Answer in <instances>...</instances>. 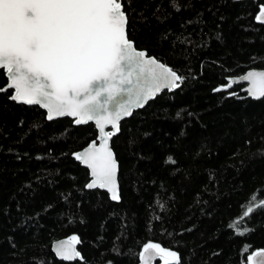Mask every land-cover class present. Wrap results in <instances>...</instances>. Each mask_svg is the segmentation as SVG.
I'll return each instance as SVG.
<instances>
[{
    "label": "trees",
    "instance_id": "trees-1",
    "mask_svg": "<svg viewBox=\"0 0 264 264\" xmlns=\"http://www.w3.org/2000/svg\"><path fill=\"white\" fill-rule=\"evenodd\" d=\"M261 4L126 3L129 38L182 81L113 138L119 203L87 191L88 172L72 158L96 139L92 124L48 122L0 91V264H138L149 242L176 251L181 264H247L264 250V207L240 219L264 198V99L225 87L264 69V25L254 18ZM237 220L244 235L229 227ZM73 236L81 260L59 261L52 243Z\"/></svg>",
    "mask_w": 264,
    "mask_h": 264
},
{
    "label": "snow or ice",
    "instance_id": "snow-or-ice-1",
    "mask_svg": "<svg viewBox=\"0 0 264 264\" xmlns=\"http://www.w3.org/2000/svg\"><path fill=\"white\" fill-rule=\"evenodd\" d=\"M126 3L130 0H0V69L8 79L0 91L11 89L12 101L46 109L50 121L73 117L76 125L94 122L99 143L74 155L90 169L86 187L107 189L113 200L120 198L118 162L109 141L120 131V120L182 81L129 38ZM254 18L264 25V4ZM240 80L249 82L252 98H264V70H250ZM238 82L230 80L225 87ZM109 125L112 130L106 131ZM254 207H264V198L250 202L240 219ZM238 226L239 220L229 225L244 235ZM76 243L73 236L55 244L54 251L64 261L76 260L81 257ZM157 256L164 264H181L176 251L158 243L145 244L139 254L142 264H152ZM247 264H264V250L249 254Z\"/></svg>",
    "mask_w": 264,
    "mask_h": 264
},
{
    "label": "water",
    "instance_id": "water-1",
    "mask_svg": "<svg viewBox=\"0 0 264 264\" xmlns=\"http://www.w3.org/2000/svg\"><path fill=\"white\" fill-rule=\"evenodd\" d=\"M258 23H259V22H258ZM259 24H261V23H259ZM261 25H262V24H261ZM151 57H153V56H151ZM158 61H159V60H158ZM0 70H3V71L5 72V77H6V79H7L6 70H4V69H0ZM262 70H264V69H262ZM249 71H250V70H249ZM247 72H248V71H247ZM247 72H246V73H247ZM246 73H245V74H246ZM245 74H243V75H241V76H239V77H236V78H232L231 80H239L238 83H233V84H235V85H243L244 87H243L242 92L245 93L246 96H247L249 99L253 100V101H259V100H261V99H264V98L254 99V98H252V97L248 94L247 89L250 87L249 82H248V81H244V80H240V78H241L242 76H244ZM7 83H8V79H7ZM178 83H180V81H179ZM179 86H180V85H179ZM6 87H7V85H6L4 88H6ZM178 88H179V87L174 88V89H171V90H169L168 88H164V89H162L159 93L156 94V96H155L153 99H150L147 103H145V105H144L142 108H135V109L133 110V112H132V115H133L135 112L144 109V108L147 106V104H148L149 102L154 101V100H155L159 95H161L162 93H164V92L172 93V92H175ZM7 91H11V92H12L11 89H8ZM1 92H6V91H1ZM10 100H11V99H10ZM11 101H12V100H11ZM12 102H14V103H16V104H19V105L28 106V107H38L39 109H41V110L45 113V117H46V120H47L48 122L55 121V120H59V119H65V118H67V119H69V120H71V121L73 122V126H75V127L86 126V125H88V124H92V125L94 126V128H95V130H96V134H97V135H96V139H95L94 141H96L97 143H99V131H98V129L95 127L94 122H89V123L86 124V125H76V124L74 123V118H73V117H57V118H54L53 120L50 121V120L47 119V110L44 109V108H41L39 105H26V104H22V103H17V102H15V101H12ZM132 115H131V116H132ZM131 116H127V117L122 118V119L120 120V122H119L120 126H121V123H122V122H124L125 120L131 118ZM111 130H112V129H111V126H110V125L106 127V131H111ZM119 132H120V131H119ZM119 132H118L115 136H113V137L111 138V140L109 141V144H110V147H111V148H112V140H113V138H115V137L119 134ZM92 142H93V141H92ZM86 147H87V146H86ZM86 147H85V148H86ZM85 148H83L82 150H80V151H78V152L83 151ZM78 152H75V153H78ZM75 153H74V154H75ZM74 154L72 155V158H73L74 161H75L76 163H78L82 168H84L85 170H87V172H88V177H89V182H91L92 177H91V175H90V169H88L87 166L84 165L81 161L76 160ZM115 157H116V156H115ZM118 173H119V165H118V171H117V186H118V192H119V197H120L119 182H118ZM89 182H88V183H89ZM88 183H87V184H88ZM85 188H86L87 191H95V190H99V191L105 192V193L108 195V197H109V199H110L111 202H113V203H119V202H120V198H119V200H113V199H111V193H109V192L107 191V189H102V188H92V189H89V188H87L86 186H85ZM68 240H70V239H68V238H64V239H60V240H57V241L53 242V243H52V246H51L52 253L54 254V256H55L59 261L66 262V263H73V262H75V261H77V260H81V258H77L76 260H73V261H64V260L60 259V258L56 255V253H55V251H54V245L57 244L58 242H61V241H68ZM75 248H76V250H77V243L75 244ZM159 260H161V258H160L159 256H157V257L152 261V264H157ZM138 264H142V261L140 260V258H139V262H138Z\"/></svg>",
    "mask_w": 264,
    "mask_h": 264
},
{
    "label": "rangeland",
    "instance_id": "rangeland-1",
    "mask_svg": "<svg viewBox=\"0 0 264 264\" xmlns=\"http://www.w3.org/2000/svg\"><path fill=\"white\" fill-rule=\"evenodd\" d=\"M161 261L164 263L163 259H161Z\"/></svg>",
    "mask_w": 264,
    "mask_h": 264
}]
</instances>
